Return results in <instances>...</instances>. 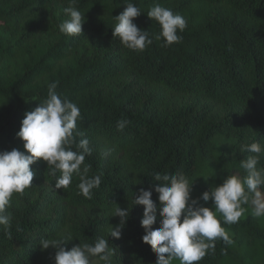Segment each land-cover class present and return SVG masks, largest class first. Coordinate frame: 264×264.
<instances>
[{
  "label": "trees",
  "instance_id": "16d2710c",
  "mask_svg": "<svg viewBox=\"0 0 264 264\" xmlns=\"http://www.w3.org/2000/svg\"><path fill=\"white\" fill-rule=\"evenodd\" d=\"M128 2L143 12L134 23L153 39L143 51L112 34ZM156 3L186 19L180 42L155 39L160 25L147 12ZM69 6L0 0V151H26L17 136L25 112L56 82V92L80 108L84 135L76 143L90 141L81 168L102 181L85 198L78 175L56 189L60 173L42 158L34 163L33 185L14 194L7 209L11 236L0 225V264H55L56 249H42L40 240L69 236L67 250L104 237L115 250L113 264H155L157 254L142 240L144 206L133 205L140 189H153L158 204L154 186L161 182L153 175L182 172L194 182L192 197H200L232 172L245 174L240 163L254 154L243 146L264 145V0H77L86 16L77 36L59 29ZM116 203L130 211L120 238L109 236L120 221L112 216ZM211 203L200 200L214 210ZM244 207L237 223L221 217L232 243L217 240L198 264H264V217Z\"/></svg>",
  "mask_w": 264,
  "mask_h": 264
},
{
  "label": "clouds",
  "instance_id": "9594fccd",
  "mask_svg": "<svg viewBox=\"0 0 264 264\" xmlns=\"http://www.w3.org/2000/svg\"><path fill=\"white\" fill-rule=\"evenodd\" d=\"M76 3L77 0H69L70 6L64 9L68 19L59 25L60 31L68 36L82 34L86 20L85 13L77 9ZM142 13L135 4L128 2L125 10L115 16L117 22L112 28L113 37L134 51H143L153 43L150 34L134 23V18ZM147 15L160 25L156 40L163 39L165 46L182 40L178 32L186 29L187 22L181 14L156 3ZM56 88V82L50 83L47 98L33 110L25 112L17 136L24 142L26 151L17 148L0 151V225L9 236L13 217L7 209L11 207L14 194L23 195L33 185L35 171L31 166L41 158L47 162L54 176L60 173L56 178V189H67L75 174L80 179V192L90 199L92 190L98 188L102 181L99 174L88 175V166L81 168L92 149L89 139H81L78 144L75 140L77 135H84L77 127L81 118L80 108L59 95ZM126 124V120L118 121V130L122 131ZM241 151L254 154L240 163L245 174L227 175L223 183L212 185L200 197H192L194 182L182 172L172 175L157 172L153 175L156 181L161 182L154 186L158 204L153 199V189H140L133 205L144 206L141 226L145 234L142 240L157 254L155 264H172L173 260H179L180 264H198L209 249H215L217 240L230 245L232 240L221 224V217L224 224L237 223L248 210L245 205L250 206L254 217H264V192L261 191L264 188V166H259L261 156H264V145L253 142L243 146ZM200 200L211 201L214 210L200 204ZM117 205L112 216L120 217V221L110 228L109 236L120 238L130 211ZM158 218L159 227L154 229ZM71 239V236L66 239L41 238L40 245L44 250L50 246L56 249L55 264H92L96 257L103 264H113L115 250L109 246L108 239L100 237L94 244L80 243L67 250L64 245Z\"/></svg>",
  "mask_w": 264,
  "mask_h": 264
},
{
  "label": "rangeland",
  "instance_id": "374dc122",
  "mask_svg": "<svg viewBox=\"0 0 264 264\" xmlns=\"http://www.w3.org/2000/svg\"><path fill=\"white\" fill-rule=\"evenodd\" d=\"M232 174H239V173H237V172H232ZM92 264H100V260H99V258H94Z\"/></svg>",
  "mask_w": 264,
  "mask_h": 264
}]
</instances>
